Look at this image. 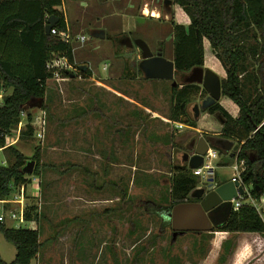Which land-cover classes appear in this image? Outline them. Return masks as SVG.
Wrapping results in <instances>:
<instances>
[{
	"label": "rangeland",
	"instance_id": "374dc122",
	"mask_svg": "<svg viewBox=\"0 0 264 264\" xmlns=\"http://www.w3.org/2000/svg\"><path fill=\"white\" fill-rule=\"evenodd\" d=\"M174 9L155 0H63L58 6L71 33L74 58L68 70L78 73L47 81L46 98L28 104L33 138L20 139L15 128L11 144L28 157L35 145L41 152L38 192L28 184L25 198L38 207L39 219L18 222L40 230L41 248L31 264H264V233L233 232L222 239L216 230L203 236L190 231L172 239L171 219L155 212L156 203L166 205L173 165L185 152L192 155L187 146L200 136H217L211 130L217 117L203 109L196 128L170 118L172 82L181 85L187 72L149 78L139 67L138 47L119 41L130 30L149 47L161 40L172 59ZM135 16H145V22ZM84 64L89 73L81 74ZM205 65L224 77L216 65ZM10 91L0 89V102ZM206 95L189 104L192 119L193 104L200 106ZM22 122L23 130L24 115ZM0 150V162L10 164V150ZM222 156L214 161L218 183L230 178L235 162L218 165ZM17 193L13 188L10 199ZM255 203L263 212L262 201ZM4 206L17 210L18 203ZM4 222L15 224L7 216ZM15 253L0 232V258L10 262Z\"/></svg>",
	"mask_w": 264,
	"mask_h": 264
},
{
	"label": "trees",
	"instance_id": "16d2710c",
	"mask_svg": "<svg viewBox=\"0 0 264 264\" xmlns=\"http://www.w3.org/2000/svg\"><path fill=\"white\" fill-rule=\"evenodd\" d=\"M172 1L175 9L170 22L176 73H185L206 62L216 65L223 73L222 101L232 102L237 111L233 112L220 101L203 110L217 117L211 130L218 131V137L236 141L235 158L245 162L241 178L250 196L259 200L264 195V0ZM62 2L0 0V89H11L0 102L1 145L3 135L16 128L22 119L21 112H25L26 127L19 137L33 138V116L28 104L46 98L47 81L52 78L48 61L66 57L73 62L72 44L45 31L51 15L58 18L53 27L65 29L68 25L58 10ZM60 72L65 77L72 73L63 69ZM84 73L89 70L81 72ZM206 93L195 83L171 85L170 118L180 122L183 117L182 123L196 127L198 119L189 116V104L198 94L205 96ZM5 149L10 150L12 159L8 165L0 162V200L7 199L13 188L31 182L26 176L28 173L23 171L29 159L35 163L32 174L41 172L39 145H35L30 157L11 145ZM219 152L227 156L219 164H230L233 157ZM173 166L175 173L170 180L166 205L156 203L159 208L156 214L166 213L177 203L194 200L189 193L200 178L185 162ZM24 217L26 221H38V207L27 204ZM212 230L264 233V218L255 205L244 201L237 209L232 208L229 216ZM0 232L16 249L12 261L0 258V264H31L38 257L42 244L38 228L7 226L0 221ZM190 233L203 236L205 232Z\"/></svg>",
	"mask_w": 264,
	"mask_h": 264
},
{
	"label": "water",
	"instance_id": "95a60500",
	"mask_svg": "<svg viewBox=\"0 0 264 264\" xmlns=\"http://www.w3.org/2000/svg\"><path fill=\"white\" fill-rule=\"evenodd\" d=\"M171 2V0H167ZM144 17L138 18V22H142ZM57 16L51 15L46 21L45 31L49 34L50 29L57 23ZM103 37L104 33L97 34ZM134 42L142 50V60L139 67L144 75L149 78L172 79L174 78V61L169 60L161 55L153 56L149 46L142 38H136ZM82 71L86 70L87 65H79ZM75 73H71L69 77H74ZM186 81L203 83L207 95L202 99L200 106L193 104L192 110L195 117L199 115L200 109H205L209 105L218 101L221 97V80L217 73L213 70L203 67H195L187 76ZM174 80L172 86H176ZM42 101V99H41ZM30 106L33 104L30 102ZM209 146L219 148L220 151L228 152L231 150V155L238 148L232 140L218 136H208L207 138L200 136L194 140L185 152L182 158L189 163L191 167H197L202 163L203 155ZM34 160H30L24 166L23 171L26 173L33 172ZM260 191V189H259ZM239 193H244L245 189L238 180H225L223 182H215L212 174H209L208 184L206 186L195 187L190 191L189 196L194 200L184 201L175 204L167 212V216L171 219L172 239L177 235H181L187 231H208L211 228L224 221L230 214L232 205L231 199L236 198Z\"/></svg>",
	"mask_w": 264,
	"mask_h": 264
},
{
	"label": "built area",
	"instance_id": "2783aa9c",
	"mask_svg": "<svg viewBox=\"0 0 264 264\" xmlns=\"http://www.w3.org/2000/svg\"><path fill=\"white\" fill-rule=\"evenodd\" d=\"M49 33H51L54 36H57L61 41L71 43V33H70L68 25L66 26L65 29H58L56 27H52ZM85 38H86L85 35L78 36V39L80 41H84ZM69 66L71 68L72 63L69 62V60L66 57H53L47 63V67L52 69V78L62 76L60 72V70L62 69L71 72L72 70H68L70 69ZM72 73H75L76 75L78 72L74 71ZM23 115L25 116V112H21L22 119H23ZM22 119L19 121L16 127L17 135L20 134V132L22 131L21 129L22 124H23ZM183 124L184 123L179 122L178 126H182ZM14 129H12L10 133H6L3 135L4 144L2 145L0 144V149L5 148L13 143L15 139V138H12L15 132L13 131ZM37 135H40V133L38 132ZM218 155H219V150L214 148L213 146H209L205 154L202 156L203 157L202 163L199 166L192 168L193 174L200 178V181L196 187L206 186L208 184L209 174H212V176H214V173H213L214 168H215L214 160L218 157ZM244 170H245L244 160L236 159L235 162L233 163L234 173H233V176L231 177V180H238L239 183L244 186L245 192L242 194L238 192V196L236 198L231 199L232 208L237 209L238 207L241 206V204L244 201H247L255 205L257 210L259 211V208L257 204L255 203L256 199L250 196L249 191L241 178V174ZM33 177L34 178H32L31 182L28 184H31L33 192L37 193L39 189V181L36 175ZM28 184H21L17 187L18 193L16 194V197H17L16 199H10L9 197L8 199L0 200V221L4 222L5 216H7L11 221L15 223L14 224L15 227H18V222L26 221L24 217V211L27 205V203H25V198L27 194ZM11 201L18 203L17 210L15 208H6L4 206V203L6 202L10 203Z\"/></svg>",
	"mask_w": 264,
	"mask_h": 264
},
{
	"label": "flooded vegetation",
	"instance_id": "af4514ba",
	"mask_svg": "<svg viewBox=\"0 0 264 264\" xmlns=\"http://www.w3.org/2000/svg\"><path fill=\"white\" fill-rule=\"evenodd\" d=\"M155 2L157 3V4H159V3H162L163 5H164V8H165V10L167 9V10H169L170 9V11H171V7H174L175 8V4H174V2L172 1V2H169V1H167V0H155ZM171 13V12H170ZM135 17H137V21H138V18H140V17H145V16H135ZM154 16H149V18H151L152 19V21L153 20H155V18H153ZM171 17V16H170ZM145 22V19L142 21V23H144ZM136 26H138V24L136 25ZM130 32H131V30H130ZM128 33V34H124V35H126V36H124V37H122V38H120L119 39V41L120 42H122L123 44H125V45H127L128 47H138V49L140 50V52H141V54H142V50H141V48L134 42V40L136 39V38H141V36L140 35H138V34H131V33ZM168 38H171V44H172V33L170 32L169 33V37ZM149 46V45H148ZM149 49L151 50V53H152V55L153 56H157V55H161V56H163V57H165V58H167V59H169V60H173L174 61V59H173V57H172V59H170V58H168V57H166L165 56V46L163 45V43H162V41L161 40H158L157 42H155L154 44H153V46L152 47H149ZM172 54H173V44H172ZM205 65V64H204ZM201 66V67H205L204 69H206L207 68V66L205 65V66ZM175 66V65H174ZM195 68V67H194ZM193 69V68H192ZM191 69V70H192ZM191 70L190 71H187V75L184 77V80H185V82H187V83H195V84H198V85H200L201 86V90H206L205 89V87L203 86V83H199V82H189V81H186V78H187V76L190 74V72H191ZM186 73V72H185ZM177 73H176V69H175V71H174V77H175V75H176ZM173 79V78H172ZM168 212V211H167ZM167 212L166 213H164V216L165 217H167V218H169L168 216H167ZM170 219V218H169Z\"/></svg>",
	"mask_w": 264,
	"mask_h": 264
},
{
	"label": "crops",
	"instance_id": "0c3cea01",
	"mask_svg": "<svg viewBox=\"0 0 264 264\" xmlns=\"http://www.w3.org/2000/svg\"><path fill=\"white\" fill-rule=\"evenodd\" d=\"M130 19H132V18H134L133 16H131V17H129ZM220 102H222V103H224V105L226 106V107H228L230 110H232L233 112H235V111H237L236 110V106L232 103V102H229V101H222V96L220 97ZM211 117H213V115H211V114H209ZM185 125H187V124H185ZM189 126V125H188ZM191 128H196V127H193V126H190ZM213 134H216V135H218L219 134V132L218 131H214L213 132ZM184 137V136H183ZM182 137V138H183ZM181 138V137H180ZM214 147V146H213ZM215 148V147H214ZM187 149H188V146H187ZM1 151V150H0ZM3 152V151H2ZM231 157H233V159L234 160H236V158H235V154L236 153H234L233 155H231V150L230 151H228L227 152ZM220 152H219V155H218V157L214 160V161H216V160H218L219 159V156H220ZM222 155V154H221ZM5 156V155H4ZM223 157V159H221V161L222 160H224V159H227V156L226 155H223L222 156ZM10 158V157H9ZM9 158H6V160H8ZM184 162L186 163V165L187 166H189V163L187 162V161H185L183 158H182V156H181V162L180 163H178V164H184ZM217 164V163H216ZM175 165V164H174ZM218 165H220L219 164V162H218ZM232 166H233V164H232ZM215 169H216V166H215V168H214V175H215ZM233 173H234V171L232 170V172H231V175H230V178H228L227 180H229V179H231V177L233 176ZM213 178L215 179V176H213ZM257 201H262V203H263V207H262V210H263V212H264V195H262L261 197H260V199L259 200H257ZM259 208V207H258ZM259 212L262 214V216H263V218H264V215H263V212H261L260 210H259ZM217 225V224H216ZM216 225H214V226H216ZM214 226L211 228V230H208V231H202V232H205L204 234H207V233H211L213 230V228H214ZM219 234H221V238L222 239H225V238H227L228 239V237L233 233V232H228V231H221V230H216ZM187 232H190V231H187ZM191 232H193V231H191ZM239 233H258V232H239ZM203 234V235H204ZM199 236L201 235V234H198Z\"/></svg>",
	"mask_w": 264,
	"mask_h": 264
}]
</instances>
